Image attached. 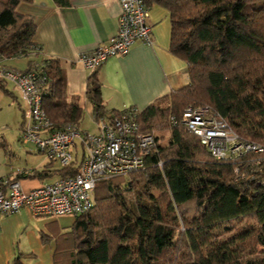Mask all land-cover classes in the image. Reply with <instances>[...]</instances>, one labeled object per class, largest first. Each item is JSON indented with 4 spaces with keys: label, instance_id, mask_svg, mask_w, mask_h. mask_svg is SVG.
Masks as SVG:
<instances>
[{
    "label": "trees",
    "instance_id": "16d2710c",
    "mask_svg": "<svg viewBox=\"0 0 264 264\" xmlns=\"http://www.w3.org/2000/svg\"><path fill=\"white\" fill-rule=\"evenodd\" d=\"M21 1L33 0H0V53L8 57L37 50L34 18L15 10ZM146 1L170 10L171 50L187 61L190 83L140 112V128L166 129L169 141L127 174L132 179L97 184L95 206L71 228L76 264H264V184L257 182L264 152L219 160L197 135L169 121L187 106H210L239 136L264 147V0ZM40 65L50 78L42 106L49 119L57 128L79 126L83 110L67 99L59 60ZM99 79L95 69L86 93L103 114Z\"/></svg>",
    "mask_w": 264,
    "mask_h": 264
},
{
    "label": "crops",
    "instance_id": "0c3cea01",
    "mask_svg": "<svg viewBox=\"0 0 264 264\" xmlns=\"http://www.w3.org/2000/svg\"><path fill=\"white\" fill-rule=\"evenodd\" d=\"M122 0H71L59 5L55 0L21 1L17 12L30 15L37 24L34 43L37 50L13 57L25 58L30 65L42 64L46 58L59 60L66 78L68 101L76 102L83 113L79 130L99 133L94 103L87 97V81L94 70L79 61L80 54L106 43L119 26ZM148 23L153 43L135 41L123 55L108 58L97 68L105 112L128 107L145 110L190 83L185 58L171 50V12L162 4L151 3ZM9 64V62H8ZM25 115V109H24ZM22 126L20 136L22 138ZM161 137L162 134H160ZM4 143V168L0 179L18 180L26 190L61 177L63 169L51 162L33 145L14 148ZM75 166L85 154L84 144L75 142ZM23 161V162H22ZM73 215L41 216L22 207L18 212L0 216V264H76L72 233Z\"/></svg>",
    "mask_w": 264,
    "mask_h": 264
},
{
    "label": "built area",
    "instance_id": "2783aa9c",
    "mask_svg": "<svg viewBox=\"0 0 264 264\" xmlns=\"http://www.w3.org/2000/svg\"><path fill=\"white\" fill-rule=\"evenodd\" d=\"M121 6L117 32L106 43L78 56L85 68L95 70L108 58L126 54L135 41L153 43L147 1L122 0ZM10 58L13 57L0 53V80L12 82L27 102L21 132L24 142L35 145L38 152L51 162L57 161L64 169L75 164L77 140L84 144L85 154L76 164L74 173L29 190L18 180L1 178L0 216L18 212L22 207L40 217H78L90 212L95 206L94 190L101 180L143 169L146 156L158 150V144L162 142L160 133H149L140 128L141 111L135 107L97 114L99 133L96 134L83 133L79 126L70 122L62 128L55 127L42 107L49 76L40 64L31 70H20L8 64ZM169 121L172 126H185L197 135L219 160L264 152L263 145L239 136L210 106H187L180 116L171 114ZM253 162L260 163L259 160ZM162 163L157 164L162 167ZM257 182L264 184V177Z\"/></svg>",
    "mask_w": 264,
    "mask_h": 264
},
{
    "label": "rangeland",
    "instance_id": "374dc122",
    "mask_svg": "<svg viewBox=\"0 0 264 264\" xmlns=\"http://www.w3.org/2000/svg\"><path fill=\"white\" fill-rule=\"evenodd\" d=\"M9 65L20 69L26 70L28 60L25 58L8 59ZM5 89L0 87V140L5 139L7 145L12 146L14 148H18L20 145L25 146L26 142H24L23 137L20 136V128L22 123L24 122L25 115L24 109L26 110L28 107L24 96L22 93L12 84V82H6ZM6 90H9L6 91ZM158 133L162 134L163 138L161 139L164 144H167L170 138V133L168 130H160ZM32 143L27 144L26 146H31ZM36 149V146L33 145ZM5 154L2 147H0V170L4 168ZM23 162V161H22ZM134 177L133 175H125V177L120 178L122 180H129ZM155 195L160 194V190L154 191ZM193 211L191 209L189 212ZM261 247H259L260 249Z\"/></svg>",
    "mask_w": 264,
    "mask_h": 264
}]
</instances>
